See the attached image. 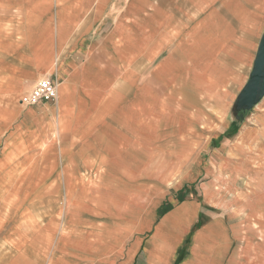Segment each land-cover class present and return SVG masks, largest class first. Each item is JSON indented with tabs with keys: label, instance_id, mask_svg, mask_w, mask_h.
<instances>
[{
	"label": "crops",
	"instance_id": "obj_1",
	"mask_svg": "<svg viewBox=\"0 0 264 264\" xmlns=\"http://www.w3.org/2000/svg\"><path fill=\"white\" fill-rule=\"evenodd\" d=\"M263 32L264 0H0V264H264V103L231 113Z\"/></svg>",
	"mask_w": 264,
	"mask_h": 264
},
{
	"label": "water",
	"instance_id": "obj_2",
	"mask_svg": "<svg viewBox=\"0 0 264 264\" xmlns=\"http://www.w3.org/2000/svg\"><path fill=\"white\" fill-rule=\"evenodd\" d=\"M264 99V32L260 39L247 83L239 93L233 107L235 117L245 116ZM237 114V115H236Z\"/></svg>",
	"mask_w": 264,
	"mask_h": 264
},
{
	"label": "built area",
	"instance_id": "obj_3",
	"mask_svg": "<svg viewBox=\"0 0 264 264\" xmlns=\"http://www.w3.org/2000/svg\"><path fill=\"white\" fill-rule=\"evenodd\" d=\"M57 87V81L51 78H44L31 92L23 97L21 103L27 106H35L43 102L55 101L58 95Z\"/></svg>",
	"mask_w": 264,
	"mask_h": 264
},
{
	"label": "rangeland",
	"instance_id": "obj_4",
	"mask_svg": "<svg viewBox=\"0 0 264 264\" xmlns=\"http://www.w3.org/2000/svg\"><path fill=\"white\" fill-rule=\"evenodd\" d=\"M252 68H253V63H252ZM25 95H22V97H21V100L23 99V97H24ZM237 97H238V95H237ZM237 99V98H236ZM236 101V100H235ZM235 103V102H234ZM262 103H264V101H262ZM261 105V104H260ZM234 107V106H233ZM257 107V106H256ZM258 108H259V106H258ZM255 109V108H254ZM252 110V111H250L248 114H246L245 116H241L240 117V115H237L236 117H235V124H236V126H235V136H234V138L237 140L238 139V137L240 136V134H241V132H242V129L244 128V126L246 125V124H250L251 122L252 123H254L255 121V118L254 117H252V116H250L251 115V113H254L255 111H257V108L255 109V110ZM264 112V111H263ZM231 113H233V110H232V112ZM235 187H236V189L237 190H241V189H243V187H244V182H243V180H237L236 181V185H235ZM227 195V194H226Z\"/></svg>",
	"mask_w": 264,
	"mask_h": 264
}]
</instances>
